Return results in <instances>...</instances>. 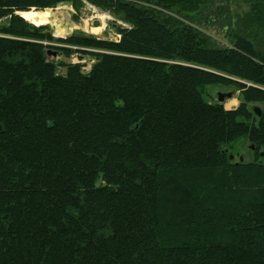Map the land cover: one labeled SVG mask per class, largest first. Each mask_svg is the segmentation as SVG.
<instances>
[{
    "label": "trees",
    "instance_id": "trees-1",
    "mask_svg": "<svg viewBox=\"0 0 264 264\" xmlns=\"http://www.w3.org/2000/svg\"><path fill=\"white\" fill-rule=\"evenodd\" d=\"M86 3L118 41L18 15ZM3 21L0 264H264V0H0Z\"/></svg>",
    "mask_w": 264,
    "mask_h": 264
},
{
    "label": "rangeland",
    "instance_id": "rangeland-1",
    "mask_svg": "<svg viewBox=\"0 0 264 264\" xmlns=\"http://www.w3.org/2000/svg\"><path fill=\"white\" fill-rule=\"evenodd\" d=\"M39 12H44L48 15V20L44 25H49L52 32L56 37H67L76 32H82L86 35H94L103 39L109 40H119L120 36L116 34V29L114 27V22L118 25H124L122 21H119L114 18L109 12L101 10L96 6L86 3V5L80 10L77 11L70 4H63L56 8H49L44 11L41 10H31L29 12H22L21 16L29 23H31L28 19L25 18L24 14H30L35 16ZM0 22L1 23H4ZM32 24V23H31ZM42 26V25H41ZM98 29V30H97ZM97 30V31H96ZM52 59L54 57L51 56ZM55 60H64L71 63L83 62L87 64L85 68V72L90 70L93 62L89 59L81 60L78 56L72 57L70 60L64 59L62 56L55 58ZM60 74H65V69L59 70ZM211 96L213 98H217V93L219 92H234V96L231 100H227L225 102V108L227 110L235 109L239 106V95L240 92H236L234 89L216 87L209 88ZM236 101V104L231 108H227L226 104L231 101ZM260 108H263L262 105H257ZM239 155L243 157L244 161H252L254 158L253 152L250 149V145L248 143L244 144L239 149Z\"/></svg>",
    "mask_w": 264,
    "mask_h": 264
},
{
    "label": "bare ground",
    "instance_id": "bare-ground-1",
    "mask_svg": "<svg viewBox=\"0 0 264 264\" xmlns=\"http://www.w3.org/2000/svg\"><path fill=\"white\" fill-rule=\"evenodd\" d=\"M24 16L26 19H28L35 26L44 25L45 22L48 20V15L45 14L44 12H39L35 16H32V15L27 13V14H24ZM235 104H236V101L234 100V101L228 102V104H226V107L229 109L232 106H234Z\"/></svg>",
    "mask_w": 264,
    "mask_h": 264
},
{
    "label": "water",
    "instance_id": "water-1",
    "mask_svg": "<svg viewBox=\"0 0 264 264\" xmlns=\"http://www.w3.org/2000/svg\"><path fill=\"white\" fill-rule=\"evenodd\" d=\"M18 15L21 16V13H18ZM22 17V16H21ZM54 56H56V54H54ZM234 96V92H219L217 93V101L220 104H225V102L227 100H231ZM254 113L256 114V116H258L259 118H261L263 116V110L262 108H260L259 106H256L254 108ZM262 156H264V154H262ZM234 157L232 156L231 159H233ZM241 161H243V157L240 158Z\"/></svg>",
    "mask_w": 264,
    "mask_h": 264
}]
</instances>
